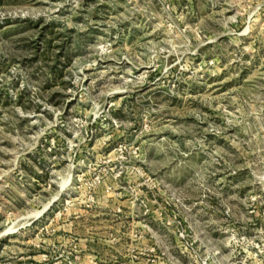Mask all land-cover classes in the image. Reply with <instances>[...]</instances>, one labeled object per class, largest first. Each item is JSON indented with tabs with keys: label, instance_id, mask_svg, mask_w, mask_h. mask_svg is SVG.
<instances>
[{
	"label": "rangeland",
	"instance_id": "1",
	"mask_svg": "<svg viewBox=\"0 0 264 264\" xmlns=\"http://www.w3.org/2000/svg\"><path fill=\"white\" fill-rule=\"evenodd\" d=\"M0 264H264V0H2Z\"/></svg>",
	"mask_w": 264,
	"mask_h": 264
},
{
	"label": "trees",
	"instance_id": "2",
	"mask_svg": "<svg viewBox=\"0 0 264 264\" xmlns=\"http://www.w3.org/2000/svg\"><path fill=\"white\" fill-rule=\"evenodd\" d=\"M2 0H0V2H1Z\"/></svg>",
	"mask_w": 264,
	"mask_h": 264
}]
</instances>
